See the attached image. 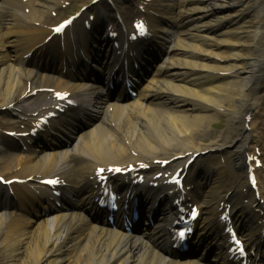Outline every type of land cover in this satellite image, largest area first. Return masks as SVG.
<instances>
[{"label":"bare ground","instance_id":"1","mask_svg":"<svg viewBox=\"0 0 264 264\" xmlns=\"http://www.w3.org/2000/svg\"><path fill=\"white\" fill-rule=\"evenodd\" d=\"M77 1L0 0V116L17 115L16 109L25 101L23 96L36 88L59 85L55 83L62 77L59 69L39 73L23 65L30 61L26 56L33 49L30 47L36 48L34 42L51 33L58 20L52 15L65 14L64 6ZM123 1L113 0L115 10H123L130 17L141 11L140 7L151 9L177 34V40L168 43V35L163 33L166 56L139 98L122 102L119 95L108 99L102 85L68 84L65 88L76 94L81 104L99 101V123L90 129L91 134L80 137L64 152L2 154L0 168L17 171L24 178L41 174L45 168L72 175V190L78 196L82 191H93L89 180L99 166L148 162L158 168L156 160L199 153L196 168L203 171L191 172L196 194L190 198L206 211L201 232L208 234L213 245L219 241L222 245L219 212H215L224 200H236L234 212L241 228L249 239L254 238L255 215L244 203L249 195L241 194V190L249 182L255 148L264 160V0ZM27 7L29 14L24 12ZM99 9L92 6L91 13L97 15ZM7 45H11L9 54L4 52L9 49ZM44 45L38 47L39 53L47 50L51 56ZM134 60L139 62L136 56ZM70 76V80H77ZM80 87L83 94L75 91ZM3 107L12 112L1 111ZM86 113V108L79 109V115ZM221 117L226 119L225 129L205 142ZM18 118L23 115L18 114ZM13 123H3L1 128ZM69 128L67 121L60 120L54 130L60 132L57 137L61 139ZM49 136L56 139L55 134ZM11 149L19 151L16 144ZM86 156L88 161L83 160ZM183 163L178 159L173 165L182 167ZM258 174L263 183L264 170ZM29 197L27 188L19 199L26 202ZM71 202L72 209L47 217L23 216L13 206H0V264H210L203 256L180 260L172 254V212L163 210L158 227L133 236L97 222L90 225L85 219L89 213L81 207L92 204L90 193ZM22 210L29 208L23 205ZM214 259L217 264H231L225 252H217Z\"/></svg>","mask_w":264,"mask_h":264},{"label":"rangeland","instance_id":"2","mask_svg":"<svg viewBox=\"0 0 264 264\" xmlns=\"http://www.w3.org/2000/svg\"><path fill=\"white\" fill-rule=\"evenodd\" d=\"M87 1V0H86ZM79 3L77 2L73 8H71L70 13H72L73 10H76V8H79ZM69 13V14H70ZM226 127V119L224 117H221L219 122H216L213 124V127L211 129V133L209 134V136L207 137V139L205 140V142H208L210 139L215 138L216 136H218Z\"/></svg>","mask_w":264,"mask_h":264},{"label":"snow or ice","instance_id":"3","mask_svg":"<svg viewBox=\"0 0 264 264\" xmlns=\"http://www.w3.org/2000/svg\"><path fill=\"white\" fill-rule=\"evenodd\" d=\"M140 27L142 28L143 26L141 25ZM60 30L61 29H57V31H60ZM120 171H122V170H120ZM104 172H105V170L104 169H101L99 174L101 176H104ZM0 179H2V178H0ZM105 179H106V177H105ZM46 183L51 184V185H56L57 183H59V181L54 179V180L46 181Z\"/></svg>","mask_w":264,"mask_h":264}]
</instances>
